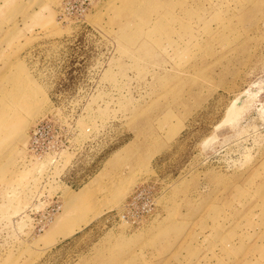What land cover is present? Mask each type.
<instances>
[{"label": "rangeland", "instance_id": "obj_1", "mask_svg": "<svg viewBox=\"0 0 264 264\" xmlns=\"http://www.w3.org/2000/svg\"><path fill=\"white\" fill-rule=\"evenodd\" d=\"M87 2L0 0V264H264V0Z\"/></svg>", "mask_w": 264, "mask_h": 264}, {"label": "built area", "instance_id": "obj_2", "mask_svg": "<svg viewBox=\"0 0 264 264\" xmlns=\"http://www.w3.org/2000/svg\"><path fill=\"white\" fill-rule=\"evenodd\" d=\"M93 3L94 0H88L83 8L81 6V13L86 16L92 10ZM48 122L51 123V120ZM50 125L45 122H38L31 127L29 152L40 158L46 155L56 156L60 153V134L50 130Z\"/></svg>", "mask_w": 264, "mask_h": 264}, {"label": "bare ground", "instance_id": "obj_3", "mask_svg": "<svg viewBox=\"0 0 264 264\" xmlns=\"http://www.w3.org/2000/svg\"><path fill=\"white\" fill-rule=\"evenodd\" d=\"M240 114H241V107H239L236 104L235 105H231L230 108L227 111V115H226V118H225L224 122H234L241 116ZM63 226H64V222L60 221V229H63L64 228ZM63 230L66 231V232L62 231L64 233L65 237L66 236H71V235L76 233V229H75L74 225L70 226L68 230L67 229H63Z\"/></svg>", "mask_w": 264, "mask_h": 264}]
</instances>
